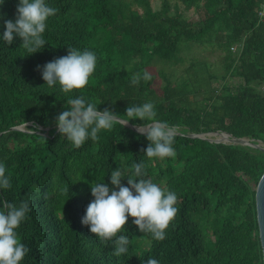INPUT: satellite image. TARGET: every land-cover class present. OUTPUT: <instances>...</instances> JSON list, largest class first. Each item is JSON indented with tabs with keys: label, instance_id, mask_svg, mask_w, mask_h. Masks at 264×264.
I'll use <instances>...</instances> for the list:
<instances>
[{
	"label": "trees",
	"instance_id": "obj_1",
	"mask_svg": "<svg viewBox=\"0 0 264 264\" xmlns=\"http://www.w3.org/2000/svg\"><path fill=\"white\" fill-rule=\"evenodd\" d=\"M18 3L0 6V162L12 181L0 189V202H30L17 230L30 249L21 264H143L149 257L159 264H264L256 205L264 151L190 136L226 133L264 145V0H46L57 13L46 22V45L33 54L20 37L11 45L2 38ZM191 45L220 52L223 73L193 60L186 77L161 72L164 84L156 88L154 61L179 68ZM68 47L93 51L97 63L84 89L64 93L58 83L49 87L37 66L66 56ZM145 70L152 80L132 85ZM81 96L123 120L128 106L152 102L156 119L174 129L175 158L146 156L149 141L134 125L150 122L138 119L74 147L56 118ZM138 162L144 178L177 194L179 212L162 241L129 217L120 233L129 251L117 257L114 243H102L82 217L94 182L113 188L111 171L133 176ZM121 182L128 186L127 177Z\"/></svg>",
	"mask_w": 264,
	"mask_h": 264
},
{
	"label": "clouds",
	"instance_id": "obj_2",
	"mask_svg": "<svg viewBox=\"0 0 264 264\" xmlns=\"http://www.w3.org/2000/svg\"><path fill=\"white\" fill-rule=\"evenodd\" d=\"M5 0H0V6ZM57 9L49 6L46 0H19L15 21L4 20L3 40L7 45L14 42L15 37L22 39L21 46L28 53L39 52L46 45L44 33L49 17L56 15ZM0 18H3L0 16ZM97 57L93 51H80L68 47V54L46 63L42 69V78L49 87L56 85L64 93L84 89L96 69ZM143 79L151 81L152 75L145 70L143 75L136 73L131 78L132 85H138ZM70 110H65L56 118L58 131L65 136L76 148L81 147L89 138L99 139L101 130H112L114 125H127L129 121L140 120L142 123L134 125L136 130L147 137L149 144L142 149L149 159L175 158L173 147L175 141L174 129L156 119L157 113L152 102L142 105H130L126 108L127 120H123L119 113L107 108L100 111L97 105L87 102L84 97H77L67 101ZM133 176H126L117 167L111 171L110 188L107 183L91 185L94 199L88 204L82 223L89 226L90 232L95 234L105 245L113 242V255L120 257L129 251L130 239L120 234L125 232V225L132 217L139 231L151 234L152 238L162 241L166 238V230L178 215L177 194L154 183L146 176L145 164H133ZM0 162V189H11V175ZM127 177V185L122 179ZM69 191V189H65ZM0 264H21L30 249L21 242L17 230L31 211L30 202L21 201L19 205L7 200L0 202ZM264 253V242L260 245ZM143 264H159L155 258L149 257Z\"/></svg>",
	"mask_w": 264,
	"mask_h": 264
},
{
	"label": "rangeland",
	"instance_id": "obj_3",
	"mask_svg": "<svg viewBox=\"0 0 264 264\" xmlns=\"http://www.w3.org/2000/svg\"><path fill=\"white\" fill-rule=\"evenodd\" d=\"M182 56L185 59V63L181 65L179 68L170 66L169 64H166L159 59H156L154 63L151 65L149 71L151 74L155 75L157 78L156 82V88L161 87L164 82L163 79L160 76L161 72H165L168 75L173 76L174 79H176L178 76L186 77L185 72L183 71L193 60H199L203 61V63H207L211 72L222 74L223 68L221 65V59H220V52L212 50V49H203L196 45H191L188 48H185L182 52ZM198 100H201L200 97H198ZM23 129V127H22ZM207 137L211 139H221L222 137H216L214 135H208Z\"/></svg>",
	"mask_w": 264,
	"mask_h": 264
},
{
	"label": "water",
	"instance_id": "obj_4",
	"mask_svg": "<svg viewBox=\"0 0 264 264\" xmlns=\"http://www.w3.org/2000/svg\"><path fill=\"white\" fill-rule=\"evenodd\" d=\"M128 126H130V125H128ZM13 130H23V129L21 127H15V128H13ZM208 135H214L216 137L221 136L222 138L221 139H211V138L207 137ZM190 136L193 138H202V139L208 140L210 142H216V143H229V144L251 146L253 148H258V149H261L262 151H264V145L263 144H254L249 139H246V138L237 139V138H234L231 134L211 133V134H200V135H190ZM256 205H257L258 224H259V230H260V239H261V243H262V242H264V175L261 178L259 185H258V188H257ZM263 255H264V253H263Z\"/></svg>",
	"mask_w": 264,
	"mask_h": 264
},
{
	"label": "built area",
	"instance_id": "obj_5",
	"mask_svg": "<svg viewBox=\"0 0 264 264\" xmlns=\"http://www.w3.org/2000/svg\"><path fill=\"white\" fill-rule=\"evenodd\" d=\"M260 18L261 19H264V5H263V10H262V12L260 13ZM237 50V48H233V51H236ZM262 90H263V92H264V86L262 87Z\"/></svg>",
	"mask_w": 264,
	"mask_h": 264
}]
</instances>
